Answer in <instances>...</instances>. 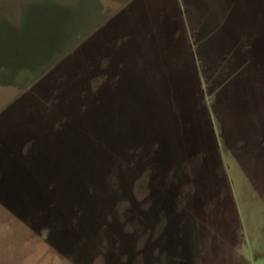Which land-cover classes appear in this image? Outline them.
I'll list each match as a JSON object with an SVG mask.
<instances>
[{
  "label": "rangeland",
  "instance_id": "374dc122",
  "mask_svg": "<svg viewBox=\"0 0 264 264\" xmlns=\"http://www.w3.org/2000/svg\"><path fill=\"white\" fill-rule=\"evenodd\" d=\"M126 1L0 0V264H264V0Z\"/></svg>",
  "mask_w": 264,
  "mask_h": 264
},
{
  "label": "crops",
  "instance_id": "0c3cea01",
  "mask_svg": "<svg viewBox=\"0 0 264 264\" xmlns=\"http://www.w3.org/2000/svg\"><path fill=\"white\" fill-rule=\"evenodd\" d=\"M131 1L133 0H127L126 4L128 5ZM184 4H187V2ZM181 7L182 5L179 6L180 9ZM28 9L29 8L24 9V10H28ZM180 28L182 29V37H183L182 42H184V33H185L186 36H185L184 46L189 49L190 56H193L192 55L193 54V43L190 42V39L187 33L188 29L187 27H184L182 22H180ZM195 44H196V40H195ZM153 46H157V45H153ZM191 48L192 50L190 51ZM206 108H207L208 116H209L208 120L210 121L211 126L213 127V122H212V118L210 117L211 114L209 111L210 109L208 108V106ZM184 147H187L185 151L180 152L179 150L178 155L176 156V163L179 167L177 171L180 170L179 172L181 174V177L177 178V181L175 179V183H174L175 188L178 189V195L175 194V201H174L175 205L174 206L176 207L177 210H175V214L173 217L176 223L181 222L180 218L181 216H185L184 214L186 215L190 214L192 217H196V219L198 217L201 228L205 230L207 228L206 222L208 223L209 221L207 217L209 214H206L205 208L211 207L210 205H212L211 201L213 199H216V200L220 199L218 190L220 188H223L225 184L228 185V182L230 180L228 169H227V166L225 165V159L222 158L221 154L217 151L218 148L216 147V145H214L215 150L209 151L208 155H204V154L196 155L195 153H192L194 151L193 149H189L187 145H184ZM194 152L198 153V150ZM184 169L187 172H185ZM190 170H192V173L189 174ZM181 172H184L185 174L184 177H183V173ZM184 178H186V181L183 180ZM191 188H192L193 194H192V197H189L188 195H186L187 193L186 190H189ZM228 188H229V185H228ZM188 199L190 201L194 200V203H196L198 207V213L193 214L194 212L193 207L190 212L187 211L186 206H187ZM179 200L185 204L184 212H182V210L180 209L181 206L179 205L180 203ZM225 201L232 202L230 192H229V196L226 198ZM211 214L214 217H216L215 214L213 213Z\"/></svg>",
  "mask_w": 264,
  "mask_h": 264
}]
</instances>
